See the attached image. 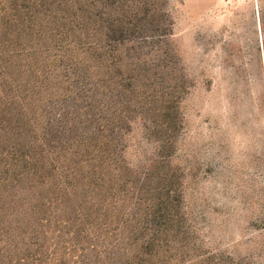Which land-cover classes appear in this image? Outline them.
<instances>
[{
  "label": "rangeland",
  "instance_id": "rangeland-1",
  "mask_svg": "<svg viewBox=\"0 0 264 264\" xmlns=\"http://www.w3.org/2000/svg\"><path fill=\"white\" fill-rule=\"evenodd\" d=\"M163 8L171 24L170 35L153 43L112 47L116 54L111 64L96 62L80 50L5 53L0 56V88L10 86L20 94L25 90L27 96L42 91L39 97L26 96V102L42 110L41 128L56 143L63 127L83 115L87 89L97 82L94 75L111 71L110 87L101 90L110 96V102L100 97L103 119H98L117 121L116 113L125 107V97L120 96L124 84L131 111L129 119L119 116L122 127L129 129L122 133L116 151L129 170L131 186L123 200L117 183L116 211H130V215L135 210L137 183L149 169L152 183L141 193L145 197L141 205L145 204L134 214V221L150 220L151 190L160 186L157 176L169 172L181 194L177 213L182 229L195 233L204 258L216 255L233 264H264V0H167ZM153 95L157 101L152 104L160 100L168 104L176 124L171 159L158 170L151 164L158 139L149 120L140 114L141 105L152 108ZM157 121L163 125L161 118ZM3 126L4 131L11 130L9 125ZM59 176L62 179L53 175L54 181L46 186L56 192L52 197L61 199L66 183ZM40 193L43 197L44 189ZM24 196L22 200L29 204ZM53 207L46 212L25 210L22 222L26 223L27 239L36 237L41 245L31 249V255L41 252L44 264L60 260L62 264L93 263L95 253L80 245L92 234L77 238L69 227L59 224L64 218ZM40 217H44L41 223ZM132 229L139 226L132 225ZM74 245L79 251H73Z\"/></svg>",
  "mask_w": 264,
  "mask_h": 264
},
{
  "label": "trees",
  "instance_id": "trees-1",
  "mask_svg": "<svg viewBox=\"0 0 264 264\" xmlns=\"http://www.w3.org/2000/svg\"><path fill=\"white\" fill-rule=\"evenodd\" d=\"M166 1L0 0V56L47 54L51 49L58 54L80 50L96 62L111 64L116 54L112 47L137 41L153 43L170 35L171 24L163 8ZM94 78L96 84L85 92L83 112L79 110L83 115L72 118L63 127L56 143H51L45 127L41 128L42 110L26 102L25 90L20 94L19 89L10 86L0 88V264H44L41 252L31 255V249L38 250L41 245L36 237L27 239L26 223L22 221L27 216L26 209L33 213L41 209L46 212L53 205V210L64 218L59 224L69 227L68 231L77 238L92 234L80 244L95 253L91 264H233V260L227 262L221 256L204 258L195 233L184 232L177 213L181 194L169 172L157 176L160 186L149 188L150 220L134 221V214L145 204L141 205L145 201L141 193L147 183H152L149 169L135 182L139 188L136 191L131 188L138 200L134 204L135 212L129 215L130 211H116L114 188L120 183L117 189L126 200L131 186L129 170L116 152L122 133L129 129L122 127L124 122L119 117L131 118L128 117L130 101L125 95L128 86L124 84L125 89L120 91V96L125 97L122 100L125 107L120 113L115 112L117 121H101L98 119L103 116L100 99L106 97L110 102V96L101 90L110 87L112 73L98 71ZM86 84L85 81V87ZM141 89L143 94L145 88L141 86ZM41 93L33 91L38 97ZM33 94L27 98L32 99ZM152 99L151 109H143L140 104V114L142 119L149 120L150 129L158 139L155 141L157 154L151 162L153 170H158L171 159L176 124L168 104L161 100L152 104L157 101L154 95ZM109 107L113 108L112 103ZM159 118L162 126L157 121ZM3 125H9L11 130L4 131ZM61 174L66 184L63 197L58 199V196L52 197L56 192L47 189L46 184L54 181L53 175L61 178ZM23 195L29 204L22 200ZM30 195L34 197L32 200ZM47 196L52 200L46 199ZM57 206L61 207L56 209ZM38 221L43 222L44 217ZM132 225L139 229H132ZM30 226L31 222L29 232ZM118 230L121 232H115ZM72 249L79 251L77 245ZM57 264H62L61 260Z\"/></svg>",
  "mask_w": 264,
  "mask_h": 264
}]
</instances>
